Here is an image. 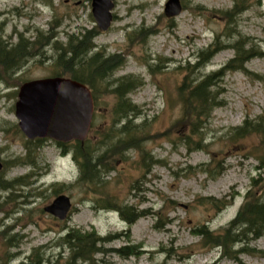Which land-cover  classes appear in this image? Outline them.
<instances>
[{
	"label": "rangeland",
	"instance_id": "obj_1",
	"mask_svg": "<svg viewBox=\"0 0 264 264\" xmlns=\"http://www.w3.org/2000/svg\"><path fill=\"white\" fill-rule=\"evenodd\" d=\"M167 1L116 0L114 20L102 31L92 13V0H0V32L10 43L17 42L19 33L33 41L38 29L46 37L51 22L58 26L45 53L35 54L17 74L0 83V161L4 165L0 176L27 178L26 183L15 185L14 195L0 188V264H27L37 253L47 264H64L72 251L63 237L75 229L118 237L106 243L91 264H264V257L254 251L264 250V235L250 241L248 252L228 255L220 247H205L202 237L194 233V228L205 224L213 233L222 232L238 215L253 178L259 175L257 148L263 136L250 135L236 146L230 134L246 118L264 113V0H247V9L234 22L224 13L240 0H181L183 10L175 17L165 14ZM139 27H152L157 33L129 38ZM93 28L99 31L95 50L122 54L124 63L95 89L88 86L95 112L87 144L95 156L107 150L99 167L103 186L91 191L77 184L81 176L75 159L77 141L61 143L67 145L64 153L59 142L44 138L34 149V163L24 161L31 139L20 129L15 103L22 83L63 72L56 66L52 41L66 44L69 34ZM216 35L227 45L242 38L262 54L246 64L248 74L227 72L218 82L222 103L205 119L207 147L189 151L180 140L188 126L181 121L184 106L179 88L185 80L217 71L235 57L233 49H222L206 67L186 78L187 63H195L199 50ZM128 78L143 83L128 95L136 110L131 113L129 131H124L127 119L115 115L119 99L115 89ZM130 140L137 145L125 142ZM148 155L160 162L154 163ZM205 164L220 172L215 179L203 171L208 168ZM263 189L261 183L253 193L260 195ZM62 193L72 201L65 220L44 210ZM102 195L114 203L102 206ZM213 199L229 205L218 212ZM119 205L147 214L129 225L114 209ZM128 244L140 246L139 254L126 258L113 251ZM245 245L236 244L234 250ZM76 264L89 263L79 260Z\"/></svg>",
	"mask_w": 264,
	"mask_h": 264
},
{
	"label": "trees",
	"instance_id": "obj_2",
	"mask_svg": "<svg viewBox=\"0 0 264 264\" xmlns=\"http://www.w3.org/2000/svg\"><path fill=\"white\" fill-rule=\"evenodd\" d=\"M246 1L247 0L237 1L234 8L224 13L230 22H234L237 14L240 15L247 9ZM51 25V30L48 33L50 34L49 36L44 37L46 33L38 29L36 39L33 41L26 38L24 33H19L17 35V42L10 43L4 39L3 34L0 32V83L17 74L35 54L45 53L44 48L46 45L57 36L55 30L56 25L54 26L52 22ZM57 27L58 26H56V28ZM98 33L99 31L97 28H93L91 30H85L78 35L69 34L66 44L55 40L52 41L57 52L56 66L63 71L58 72L57 75L64 76L63 74H67L68 77L95 89L99 81L113 75L122 66L124 63L122 54H106L101 50H95L97 45L94 43V38ZM156 33L157 31L152 30V27H139L129 33L128 36L131 38L134 34H138L144 38L155 35ZM228 37L231 38L232 36L229 35ZM225 48L233 49L235 51V57L227 61L224 66L217 71H212L209 74L203 75L201 78L185 80L179 88L180 97L184 106V114L181 121L184 125L188 126V132L180 137V140L187 146L189 151L205 149L207 147L203 137L205 119L222 103L219 98L221 91L218 89V82L227 72L241 71L248 74L249 72L246 69V64L252 58L262 54L256 46H247V42L242 38L230 42L227 45L222 44L220 35H216L213 42L208 47L199 50L195 63H187V70L189 73L186 78H192V75H194L196 71L206 67L214 56ZM137 83L136 79L128 78L115 89L119 97L115 115L118 118L127 119V122L123 125L124 131H129V124L132 122L133 118L131 117V113L136 110V105L132 103L128 95L143 82L140 80L139 84ZM253 134L263 136V138L260 139L259 148H257L260 151V156L257 158L260 162L258 167L259 175L257 178H253L252 188L248 191L245 202L240 208L238 215L229 222V225L225 227L222 232L213 233L207 224L194 228V233L202 237V243L206 245L205 247H220L223 249L224 254L228 255L248 252L252 249L249 247L250 241L264 235V191L257 196L253 193L256 186L264 183V113L256 118H246L242 125L231 128L230 137L237 140L235 143L237 146L241 144L242 139ZM42 141L43 139L41 138L35 141L28 140L26 145L27 156L24 159L28 164L34 163V149L40 146ZM125 142L137 145L135 140ZM59 146H61L63 152L66 153L67 145L59 143ZM75 146V159H78L81 168V176L78 178L77 184H84L88 189L92 188L91 191L96 187L103 186L104 179L102 178L99 167L104 165V158L107 150L95 156V150L90 149L87 140L85 143L77 141V145ZM148 156L154 163L160 162L159 160H153V156ZM205 165L208 166V168L203 171L206 172L211 179H215L220 172L217 168L209 167V164ZM0 178V188L8 191L12 190L11 195L15 194L13 191L15 185L24 184L27 179L26 177H21L8 180L4 179L3 175H1ZM99 198L102 200V206L104 207H107L108 203H110V205L114 203L106 196L102 195ZM213 201L217 203L218 212L229 205V203L223 199H213ZM117 207L118 208H113L120 212L121 217L129 225L135 223L138 217L147 214L145 211H139L135 207L128 205H119ZM163 225L164 223L157 224L156 226L163 227ZM116 238L118 237L114 235L102 237L95 230L83 231L81 229H75L67 233L63 239L65 243L70 246L72 252L70 259L64 264H76L79 260L88 262L89 264L94 263L96 261V254L104 250L103 246ZM246 242L247 245L243 248L234 250L236 244H244ZM113 251L127 258L138 255L141 249L140 246L136 244H128L116 248ZM254 251L264 257V250L258 252L256 250ZM27 264H47V262L37 253L36 257L33 259L31 258L30 263Z\"/></svg>",
	"mask_w": 264,
	"mask_h": 264
},
{
	"label": "water",
	"instance_id": "obj_3",
	"mask_svg": "<svg viewBox=\"0 0 264 264\" xmlns=\"http://www.w3.org/2000/svg\"><path fill=\"white\" fill-rule=\"evenodd\" d=\"M116 0H92V13L100 30L110 28ZM183 10L181 0H168L165 14L178 16ZM95 112L91 89L71 77L53 76L29 80L21 84L15 103L19 126L27 138H49L60 143L88 138ZM0 161V172L3 170ZM44 210L59 220L67 219L72 201L59 194Z\"/></svg>",
	"mask_w": 264,
	"mask_h": 264
}]
</instances>
